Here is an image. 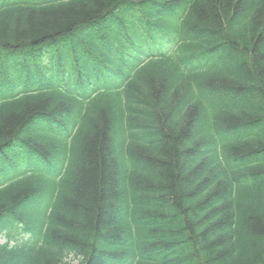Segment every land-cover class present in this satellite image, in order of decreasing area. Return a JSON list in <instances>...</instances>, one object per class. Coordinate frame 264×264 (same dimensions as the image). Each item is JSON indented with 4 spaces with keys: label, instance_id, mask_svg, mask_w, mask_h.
<instances>
[{
    "label": "trees",
    "instance_id": "obj_1",
    "mask_svg": "<svg viewBox=\"0 0 264 264\" xmlns=\"http://www.w3.org/2000/svg\"><path fill=\"white\" fill-rule=\"evenodd\" d=\"M15 141L0 264H264V0H0Z\"/></svg>",
    "mask_w": 264,
    "mask_h": 264
},
{
    "label": "rangeland",
    "instance_id": "obj_2",
    "mask_svg": "<svg viewBox=\"0 0 264 264\" xmlns=\"http://www.w3.org/2000/svg\"><path fill=\"white\" fill-rule=\"evenodd\" d=\"M13 146H14L13 151H15V153L12 152L13 153L12 159L11 160H7L5 162L0 160V168L3 169L6 166L2 171H0V180L3 179V178H6V177H10V176L13 175V173L11 171V166L13 165V162L19 161L20 163H23L25 161V159L28 156H30V154L27 151V149L25 147H23L20 142L18 143V141H15L13 143ZM3 172H5L6 174H4ZM0 242H2V243L6 242V236L3 233H0ZM11 243L14 244V241L11 242ZM68 261L71 264H78L79 263L76 258H73V256H71L68 259Z\"/></svg>",
    "mask_w": 264,
    "mask_h": 264
}]
</instances>
